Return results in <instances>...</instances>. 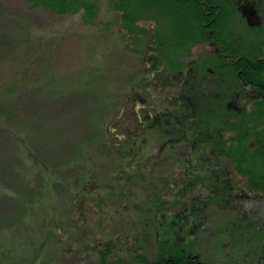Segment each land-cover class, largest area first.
Instances as JSON below:
<instances>
[{"label":"rangeland","instance_id":"1","mask_svg":"<svg viewBox=\"0 0 264 264\" xmlns=\"http://www.w3.org/2000/svg\"><path fill=\"white\" fill-rule=\"evenodd\" d=\"M96 1L100 9L95 23L89 25L82 22L81 14L54 15L32 8L26 0H0V264H99L92 250L94 240L96 244L117 241L115 253L124 258V248L133 249L135 238L144 233L151 236L146 251L149 260L162 254L161 248L167 255L169 247L177 243L205 264H264V197L248 189L247 177L236 169L214 164L216 157H206V164L187 160L188 155L179 156L183 147L175 146L177 159L193 163L190 173L202 178L209 174L203 185L195 184L174 208L184 182L177 171L166 174L172 165L167 155L158 157L142 174L147 180L132 178V184L121 179L125 170L115 171L121 165L119 148L102 157L109 150L106 125L114 109L122 107L128 97L140 98L152 89L146 87L147 81L142 82L148 66L144 68L140 56L126 49L139 48L128 45L131 38L123 37L119 20L107 11L106 0ZM260 4L264 6V0ZM244 14L251 25H260L249 6ZM220 82L219 88L203 82L202 88L212 94L215 106L201 104L206 100L199 98L195 113L202 120H211L219 100L229 97L232 99L225 102L234 110L253 109L251 104L245 105V88ZM130 104L124 114L126 122L132 120ZM129 128L125 133L133 135L136 125ZM255 131H264V125ZM232 134L221 136L222 145L236 147L228 141ZM81 157L94 162L88 167L98 172L104 186L89 185L91 191L98 189L93 190L94 196L103 194L105 186L126 184L138 208L126 200L105 203L87 198L74 208L75 181H86L87 176L75 173L68 164ZM39 165L47 169L46 191L53 194L49 203H56L54 219L39 217L48 211L44 208H30L46 187L42 188ZM257 169L264 173V159ZM129 170V174L135 173ZM159 180L170 186L163 196V210L152 214L151 198L157 194ZM186 198L190 208L183 207ZM162 221L169 224L162 227ZM53 224L57 232L49 238ZM12 243L17 244L15 250L8 247Z\"/></svg>","mask_w":264,"mask_h":264},{"label":"trees","instance_id":"2","mask_svg":"<svg viewBox=\"0 0 264 264\" xmlns=\"http://www.w3.org/2000/svg\"><path fill=\"white\" fill-rule=\"evenodd\" d=\"M26 1L32 8H42L54 15L81 14L82 22L89 25L95 23L100 9L96 0ZM247 6L256 13L260 25L249 23L244 14ZM106 7L108 13L119 20L123 37L131 38L128 45L139 48L131 50L125 47L134 56H140L144 68L148 66L143 72L142 82L147 81L146 87H150L152 92L148 94L144 91L140 98L130 96L122 107L113 108L115 111L106 125L110 137L107 141L109 150L101 154L102 157H109L110 152L116 153L119 148L121 151L117 153L122 154L121 165L116 166L115 171L125 170L122 173L126 174L121 173L120 177L126 178L127 184H132V178L147 180L148 176L142 174L155 165L158 157L167 155L172 165L166 174H170L171 170L177 171L184 182L182 191L176 193L174 208L178 200L182 201V197L191 193L195 184L199 182L203 185L209 174H205V178L193 175L189 169L193 163L187 160L206 164V157H216L214 164L222 163L231 170L236 169L247 177L246 187L264 197V173L257 169L259 160L264 159V131H255L259 125H264V6L260 0H106ZM254 36L257 37L256 41L253 40ZM156 72L157 77L154 76ZM221 80L245 88V105L251 104L253 109L236 111L227 104L232 99L229 97L219 100L216 114H212L211 120L204 121L202 116L195 113L197 101L201 97L206 100L201 104L210 105L213 109L215 104L211 101L212 94L206 92L207 88H202L203 82H213L212 87L216 85L219 88ZM253 90L256 95L252 94ZM129 104L132 120L126 122L128 118L124 114ZM220 104L223 106L219 109ZM203 123L204 127L201 126ZM129 125H136L133 135L125 133L127 126L130 129ZM230 132L234 134L229 136L228 141L237 144L234 148L222 145L225 141L221 136ZM178 145L183 147L179 156L188 155L187 160H179L176 158L178 155L173 154L174 147ZM90 163L94 162L81 157L68 164L75 173L87 176L84 177L86 181H75L77 186L72 190L74 208L83 204L86 198L105 203L126 200L138 208L126 191V184L105 186L103 194L94 196L93 190L98 189L93 187L91 191L89 185L98 183L104 186L98 180V172L88 167ZM39 166L37 169L42 174V188L44 185L46 187L42 191L40 186L42 193L36 198L37 201L30 204V208L33 205L38 209L44 208L48 211L39 217L54 219L56 203H49L53 194L46 191L49 185L47 169L45 165ZM129 169L135 173L129 174ZM163 181L156 183L157 194H152V214L163 210V196L170 186ZM57 196L54 194L55 199ZM184 201L183 207L190 208L192 204L188 199ZM149 217L152 220L151 215ZM22 220L26 221L24 217ZM164 221L162 227L169 224ZM53 226L49 227V238L56 235L57 230ZM149 237L150 234L145 233L136 237L133 249L124 248L127 254L124 258L115 253V247L119 246L117 241L96 244L94 240L92 250L98 255L99 264H205L177 243L169 247L167 255L163 254L164 249L161 248L158 251L162 254L149 260L146 253ZM16 246L12 243L8 247L15 250Z\"/></svg>","mask_w":264,"mask_h":264}]
</instances>
